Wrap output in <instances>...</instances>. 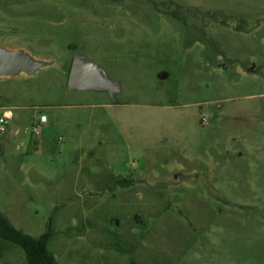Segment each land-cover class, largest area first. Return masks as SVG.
<instances>
[{
    "label": "rangeland",
    "instance_id": "1",
    "mask_svg": "<svg viewBox=\"0 0 264 264\" xmlns=\"http://www.w3.org/2000/svg\"><path fill=\"white\" fill-rule=\"evenodd\" d=\"M0 45L52 62L0 79V106L53 124L0 155L18 230L51 223L59 264H264V0H0ZM76 52L115 102L68 91ZM0 264L27 262L0 242Z\"/></svg>",
    "mask_w": 264,
    "mask_h": 264
},
{
    "label": "water",
    "instance_id": "2",
    "mask_svg": "<svg viewBox=\"0 0 264 264\" xmlns=\"http://www.w3.org/2000/svg\"><path fill=\"white\" fill-rule=\"evenodd\" d=\"M51 64L50 61L33 57L23 49H8L0 45V79L16 78L21 74L33 76ZM68 91L106 92L111 101L115 102L117 94L122 91V87L120 82L112 79L104 68L76 52L69 74ZM0 134H2L1 131ZM1 151L0 145V153Z\"/></svg>",
    "mask_w": 264,
    "mask_h": 264
},
{
    "label": "crops",
    "instance_id": "3",
    "mask_svg": "<svg viewBox=\"0 0 264 264\" xmlns=\"http://www.w3.org/2000/svg\"><path fill=\"white\" fill-rule=\"evenodd\" d=\"M0 109L3 110L0 116H6L8 120L7 131L0 134L4 136V143L0 142L2 148L0 155H3L6 160L12 163H19L23 161L31 148L36 147L35 152H37L44 148V146L46 147L51 144V139H45V137H49L53 128L48 114H40V117L41 115H46L48 117V123L44 126L42 135L40 137H35L32 134V127L39 121L40 117L33 118L30 126H26L27 116L20 112L23 108L7 105L0 106ZM22 135H24L23 138H21Z\"/></svg>",
    "mask_w": 264,
    "mask_h": 264
},
{
    "label": "trees",
    "instance_id": "4",
    "mask_svg": "<svg viewBox=\"0 0 264 264\" xmlns=\"http://www.w3.org/2000/svg\"><path fill=\"white\" fill-rule=\"evenodd\" d=\"M117 184H130V182L123 180L119 183L117 181ZM53 237L54 231L51 228V223L47 232L38 238H34L18 230L0 212V242H7L20 247L25 254L27 264H59L54 252L48 248Z\"/></svg>",
    "mask_w": 264,
    "mask_h": 264
},
{
    "label": "built area",
    "instance_id": "5",
    "mask_svg": "<svg viewBox=\"0 0 264 264\" xmlns=\"http://www.w3.org/2000/svg\"><path fill=\"white\" fill-rule=\"evenodd\" d=\"M48 123V117L46 115H41L39 121L33 125L32 134L35 137H40L44 126ZM8 120L6 116H0V131L3 133L7 130Z\"/></svg>",
    "mask_w": 264,
    "mask_h": 264
}]
</instances>
